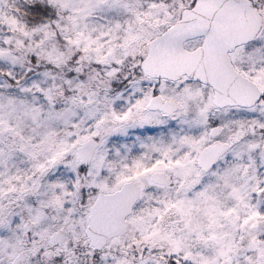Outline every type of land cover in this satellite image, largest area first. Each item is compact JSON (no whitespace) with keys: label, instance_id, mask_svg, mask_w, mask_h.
<instances>
[{"label":"snow or ice","instance_id":"6c2138e0","mask_svg":"<svg viewBox=\"0 0 264 264\" xmlns=\"http://www.w3.org/2000/svg\"><path fill=\"white\" fill-rule=\"evenodd\" d=\"M0 264H264V0H0Z\"/></svg>","mask_w":264,"mask_h":264}]
</instances>
